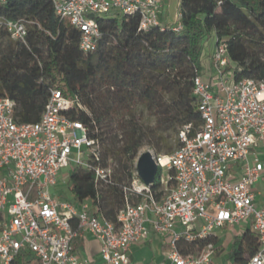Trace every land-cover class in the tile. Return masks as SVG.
<instances>
[{"label":"built area","instance_id":"built-area-1","mask_svg":"<svg viewBox=\"0 0 264 264\" xmlns=\"http://www.w3.org/2000/svg\"><path fill=\"white\" fill-rule=\"evenodd\" d=\"M51 1L55 13L78 29L83 51L97 45L98 15L138 14L140 30L162 27L163 0ZM0 24L12 40L24 41V23ZM214 41L213 80L196 75L192 83L200 124L180 127L172 152L154 155L160 171L157 189L134 170L130 184L121 186L124 204L115 220L97 213L92 200H59L50 192L61 169L69 166L92 171L97 186L112 182L111 162L98 164L100 139L68 114L85 109L78 98L51 86L40 119L18 122L15 101L0 97V264H20L28 253L39 264H88L74 247L84 231L99 241L104 264H128L130 246L152 231L168 235L165 264H212L215 243L195 252L182 248L208 237L219 239L216 230L245 222L259 242L245 264H264V204L254 202L252 189L264 170L253 150L264 143V79L236 80L234 68L227 70L233 65L226 41L216 36Z\"/></svg>","mask_w":264,"mask_h":264},{"label":"trees","instance_id":"trees-1","mask_svg":"<svg viewBox=\"0 0 264 264\" xmlns=\"http://www.w3.org/2000/svg\"><path fill=\"white\" fill-rule=\"evenodd\" d=\"M180 30L172 26L139 29L138 14L114 13L96 16L101 35L94 50L79 47L80 33L67 19L55 13L51 0H6L0 5L1 21H21L24 41H14L0 24V97L15 101V119H40L57 86L66 96H76L85 109L68 113L83 122L92 137L102 143L99 165H113L111 180L97 186L92 171L69 173L75 200H92L97 213L115 220L124 204L122 185L134 175V158L149 137L139 123L138 107L156 118V126L199 125L200 113L192 94L193 78L200 75L202 41L207 32L223 38L236 80L264 79V0H179ZM116 124L122 132L121 145L112 155L127 175L122 181L105 148V132ZM178 144V142H177ZM168 147L165 154L171 153ZM153 189L160 185L158 170ZM208 237L189 243L184 253L199 250ZM255 233L246 227L229 254L230 264H245L258 248ZM20 264H39L29 253ZM22 255V256H25Z\"/></svg>","mask_w":264,"mask_h":264},{"label":"rangeland","instance_id":"rangeland-1","mask_svg":"<svg viewBox=\"0 0 264 264\" xmlns=\"http://www.w3.org/2000/svg\"><path fill=\"white\" fill-rule=\"evenodd\" d=\"M177 0H175L174 4L168 8V22H170L171 26L179 24L178 13L179 9L177 6ZM116 12H111L108 15H113ZM214 40L213 33L207 32L202 41V54H205V50L208 43H212ZM201 64V63H200ZM202 72V66L200 65V73ZM137 116L139 117L138 121L142 126L147 129L149 132V137L145 139L143 144L138 148L136 157L141 151H150L153 155H157L159 153H165L166 148L173 147L175 148L177 145V127L166 128L157 127L156 126V118L155 116L148 111L146 108L139 106ZM122 132L118 126L114 123L112 127L105 132V148L109 149L110 157L112 158V163L115 164V168L117 171L118 177L127 182V175L124 174L122 170L119 169L118 162L115 157L112 155L113 151H115L121 145V135ZM261 161L264 165V157L261 158ZM71 166L64 167L61 169L60 174L57 179V184L52 186L50 189L51 194L59 199V200H73V194L70 190V181L67 177V173L71 171ZM66 175V177H64ZM64 177V179H63ZM260 181L263 182L264 185V170L261 174ZM264 197V194H263ZM249 227V225L245 222L242 225H234L231 228H221L216 230V234L218 235V243L216 244V252L212 255V264H230L229 254L232 252V245L236 238L240 237L243 230ZM195 252V251H193Z\"/></svg>","mask_w":264,"mask_h":264},{"label":"crops","instance_id":"crops-1","mask_svg":"<svg viewBox=\"0 0 264 264\" xmlns=\"http://www.w3.org/2000/svg\"><path fill=\"white\" fill-rule=\"evenodd\" d=\"M175 0H163L160 14V22L163 26H171L168 22V8L174 4ZM179 9V0L176 1ZM213 33V32H211ZM214 36V34H213ZM205 54H201L200 65L202 66L201 77L204 80H213V64H212V53L215 46V41L208 43ZM257 152L258 157H264V143H259L254 149ZM261 179V177H260ZM260 179L253 184L254 202L257 205L264 204V185ZM168 235L150 232L149 236L141 243L132 244L130 246L128 264H165L167 260L168 251ZM74 247L76 254L82 258L87 259L88 264H104L100 257V244L97 239L91 236L87 232H81L80 236L75 239Z\"/></svg>","mask_w":264,"mask_h":264},{"label":"water","instance_id":"water-1","mask_svg":"<svg viewBox=\"0 0 264 264\" xmlns=\"http://www.w3.org/2000/svg\"><path fill=\"white\" fill-rule=\"evenodd\" d=\"M134 170L144 184H151L157 173L155 156L148 150L141 151L136 157Z\"/></svg>","mask_w":264,"mask_h":264}]
</instances>
